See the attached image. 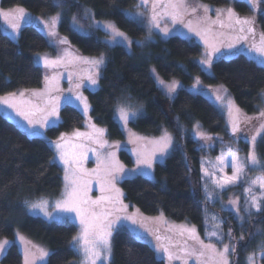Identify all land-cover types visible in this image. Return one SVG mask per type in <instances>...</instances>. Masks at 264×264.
<instances>
[{
	"label": "trees",
	"instance_id": "trees-1",
	"mask_svg": "<svg viewBox=\"0 0 264 264\" xmlns=\"http://www.w3.org/2000/svg\"><path fill=\"white\" fill-rule=\"evenodd\" d=\"M221 6L227 0H199ZM138 0H0L2 8L22 7L34 15L62 14L60 33L70 45L83 55L105 56L98 87L85 89L94 124L105 129L110 141L124 140V134L115 120L116 107L140 102L144 114L129 122L130 127L143 135H159L168 130L174 139L173 149L163 163L154 166V178L142 175L123 179L120 183L123 200L141 213L155 216L160 213L175 222H188L203 232L204 197L200 187V142L184 133L195 122L208 135L228 138L224 120L218 109L204 96L180 88L173 98L164 95L150 74L154 66L164 79H179L184 85L199 77L209 85L223 84L232 94L235 103L246 114L258 112L261 94L264 93V67L238 54L229 59L218 58L211 63V75L198 63L201 46L180 36L157 38L145 46L133 43L129 53L120 45L108 46L105 33L88 27L84 9L89 7L95 18L111 20L133 39L145 36V28L126 16ZM233 7L240 13H249L243 0H235ZM74 16L89 34L74 30L69 17ZM264 32V16L259 17ZM53 52L46 36L34 24L21 28L17 40L9 38L0 24V95L20 89L40 87L44 71L35 64L38 53ZM84 128V117L71 105L60 109V122L46 130L49 139L56 140ZM264 157V139L257 146ZM121 160L133 165L131 156L120 151ZM54 153L41 137L28 135L14 122L0 113V239L11 238L16 229L50 249L45 264H74L75 252L71 246L78 230L70 221L49 222L27 213L25 202L41 199L53 201L62 189V170L54 162ZM225 215L230 219L231 214ZM248 233L259 228L264 232V198L261 211L254 213ZM247 224V225H248ZM233 253L232 264H242L244 244ZM0 264H22V255L16 244H11ZM110 264H164L155 251L125 230L112 235ZM264 264V258L261 260Z\"/></svg>",
	"mask_w": 264,
	"mask_h": 264
},
{
	"label": "rangeland",
	"instance_id": "rangeland-1",
	"mask_svg": "<svg viewBox=\"0 0 264 264\" xmlns=\"http://www.w3.org/2000/svg\"><path fill=\"white\" fill-rule=\"evenodd\" d=\"M235 0H227V3L219 7L210 4L203 3L199 0H184L187 11L182 14L180 18L173 23L171 15H165V11L168 13L172 12L171 8L166 9L164 6L168 4L169 0H158L155 13L157 14L159 27H155L151 23V17L153 15V2L154 0H147L146 5L141 4V0H138L137 5L133 9H128L125 14L128 18L133 19L143 25L145 28V36L141 39H133L126 32L120 30L113 21L106 19L95 18L92 10L89 7L84 9V17L88 21V27L93 29L102 30L105 35L103 37L104 42L108 46L120 45L125 48L129 53L133 52L132 44H138L139 46H145L149 42L154 41L157 38H167L173 35L180 36L186 39H191L201 46V56L198 59V63L202 70L211 75V67L201 63L211 59V63L218 59L224 58L229 59L238 54H244L248 58L254 60L256 63L264 67V63H261L262 57H260L255 51H250L252 45L255 43L259 45L261 34L264 33L259 27V17L264 16V3H259L256 9H252L247 0H243L250 8L249 13H240L233 7ZM178 2V0H177ZM206 5L207 11L203 8L197 7V5ZM197 7L196 12H192L191 9ZM16 8H2L0 10L9 11L11 16H17L14 12ZM231 8L234 12V17L231 21L228 20L227 9ZM24 9V8H23ZM219 10V14H218ZM25 18L20 20V28L17 32L13 33L8 23L3 17H0V24L3 32L11 39L17 40L21 28L28 24L36 25L41 32L46 36L48 43L53 48V52L38 53L34 56V62L36 65L41 67L44 71V81L40 87L30 89H20L16 92L15 99L12 101L21 110L27 111L34 107L39 108H51V104H58L57 115L50 116L48 123L41 126L43 123V115L47 113L37 114V119L40 123L34 124L29 127L26 120L16 114L12 108L7 107L4 104H0V113L6 116L9 120L14 122L20 129L25 131L28 135L38 136L44 138L54 153V162L57 163L62 170V189L60 195L53 201L48 199H41L48 202L47 211L51 213L52 218H47L36 210V214L29 212L27 213L32 216H38L49 222H64L70 221L77 227L78 237L82 231V226L79 219L75 217V213L67 214L60 213L55 210V204L57 201L64 199L66 184L65 180L66 166L60 159V153L66 154L67 158L71 162L73 159L77 160L78 163L71 165L68 168V173L71 178L73 171L77 172V176L82 181L84 187V198L89 201L101 200L98 205H89L90 209H94L97 214L101 216L105 215L106 210L112 211L110 219H115L117 215L120 217L130 216L136 219V223L132 224L129 220L121 219L116 221V225L112 230V235L115 230H125L131 233L138 240L147 243L154 251L158 244L170 246L171 250L184 257V252L181 249H187L189 252L201 253L203 255L187 257L188 264H216L218 257L210 249H204L201 245L190 238L191 233L182 229L195 228V235L199 238L203 244L214 245L216 251H221L224 245H229L230 248L237 247L240 244H244L245 255L241 260L242 264H247L248 257L255 254L253 264H261V260L264 258V254H261L258 245L264 241V232L257 228L252 232L248 233L246 227L249 226V222L254 213L259 212L255 208L251 207L253 197L256 198L257 202L263 207L264 189L260 188L259 182L253 183L254 181L264 180V157L258 154L257 146L260 141L264 139V135L257 137L255 145V153L260 161L259 164L253 166L247 161L249 150L253 147L251 137L257 133L260 125L264 123V117L260 116V112L264 110V97L260 102L258 112L253 115L244 113L238 105L235 103L232 94L229 90L221 83L216 85H209L202 82L199 77L194 78V82L189 85H184L179 79H164L154 68L150 66V74L154 79L159 90L169 98H173L176 92L184 87L189 92L194 94H200L207 98L221 114L225 128L229 133L228 138H224L222 135H208L206 134L201 125L195 122L193 127L185 129L184 133L196 141L200 142L198 146L200 152L199 160V171H200V187L204 197L205 206L203 209V232H200L196 225L188 222H175L162 213L155 216H148L141 213L136 207L126 204L123 200V192L120 183L123 179L131 178L136 175L129 176L128 173L137 168V156L134 154L137 151L150 152L153 145L150 141L158 140L165 132L172 137V146L164 156L157 154L152 160V167L150 169L145 168L144 171L149 175L144 176L150 179L154 178V166L156 163H163L166 157L170 154L173 149L174 139L172 134L168 130H163L159 135H143L134 131L129 122L136 119L137 117L144 114V106L140 102H132L130 105L122 104L117 106L115 111V120L119 124L123 134L124 140L110 141L105 136V129L94 124L90 117V105L86 97L85 89L95 90L98 87L99 77L101 70L105 64V56H90L83 55L73 48L67 37L60 33L59 23L62 18L60 12L50 16H39L30 13L25 10ZM59 16V20L56 24L55 29H51V19ZM73 17H69V22L72 28L81 34L88 35V27L84 26L81 22L76 19V24L73 25ZM248 19L253 23L245 25V32L240 33L239 28L241 25L235 24V18ZM18 18V16H17ZM215 22V23H214ZM97 23L106 24L112 23L117 29L132 41L129 46L127 42L122 43H109L110 34L107 33L102 27H97ZM221 23L225 24L226 27H221ZM49 25L45 27V25ZM188 25H190L193 31H189ZM252 27L254 29L253 34L247 32V28ZM168 29V33L165 34L162 29ZM205 29H209L205 31ZM55 32V35H49V31ZM199 31L201 35H196ZM244 35L247 39H241L237 42V37ZM203 37V38H202ZM66 39V44H61L60 40ZM119 39V38H117ZM207 41V43H205ZM235 46L229 48V44ZM209 45H214L215 48H219L218 52H214ZM213 52L212 56L209 57L208 53ZM103 58V64L98 68L93 67L90 63L85 61L97 60ZM45 60H59L60 62L46 67ZM95 75L97 79L96 85H90L88 77ZM157 78L164 81L165 84H171L173 81L176 82L175 92L168 94L167 88L160 85L157 82ZM80 85V87H77ZM195 85V87H193ZM226 90V91H225ZM23 92L24 95L21 97L19 94ZM33 92L40 93L41 95H33ZM11 94V93H9ZM9 94L0 95V98L8 96ZM81 95L86 98L88 111L85 113L83 104L76 100L75 97ZM216 95H221L223 101H218ZM231 100L237 108L240 109L241 123L240 130L235 134L232 131L231 117L228 110V101ZM64 105H71L78 109L84 117V128L72 132L67 136H62L56 140L49 139L46 135V130L52 126H56L60 122V109ZM126 108L129 111L137 112L135 118L130 119L127 124L119 118V109ZM244 117H250V120L245 121ZM97 130H102L99 132ZM204 133L208 139H201L197 133ZM81 133L83 135H76ZM62 145L60 149L56 148V144ZM125 150L132 158L133 165H126L120 158V151ZM110 153H114V156H110ZM235 155L241 163L244 164V170L239 175L237 181L234 184H230L225 188H221L218 184L223 183L228 177L233 174L232 169V158ZM218 157L223 160V163L218 160ZM117 162L124 168L123 173H119L120 179L116 180L115 188L119 189V194L115 191H102V187H106L104 183V169L105 164L110 162ZM99 169V174H96L94 170ZM207 173V174H205ZM248 189L249 191H245ZM111 197L113 200L122 202L123 205L127 206L119 212L115 211V208L120 207V203L113 204L107 198ZM38 200L36 202H39ZM247 210V211H246ZM231 214L232 218H228L225 215ZM261 211V210H260ZM251 213V214H249ZM71 216V219H57V217ZM242 218V219H241ZM248 224V225H247ZM219 225V227H216ZM229 229L232 231V235L229 236ZM217 232V236H212L211 233ZM156 236H160L161 240L157 241ZM243 236V240L240 237ZM19 237L24 238L22 242ZM0 240H8L9 244L6 246V251L11 244H16L19 252L22 255V264H24V252L28 249L31 252H37V249H44L50 253V249L40 243L29 238L25 233L16 229L13 237L2 238ZM112 244V237H111ZM71 246L75 252L76 259L74 264H81L83 254L79 250V245L72 241ZM156 253V251H155ZM4 254L0 255V260ZM157 257L162 259L164 264H183V260L168 261L164 254L156 253ZM233 252L228 254L229 264L233 263ZM48 258V257H47ZM46 258V261H47ZM112 258V256H111ZM45 261L37 260L36 264H45ZM97 264H105L103 261H98Z\"/></svg>",
	"mask_w": 264,
	"mask_h": 264
},
{
	"label": "snow or ice",
	"instance_id": "snow-or-ice-1",
	"mask_svg": "<svg viewBox=\"0 0 264 264\" xmlns=\"http://www.w3.org/2000/svg\"><path fill=\"white\" fill-rule=\"evenodd\" d=\"M247 2L250 4V7L254 10L257 8L259 3H264V0H247ZM158 0H154L153 2V15L151 17V23L155 27H159L158 24V18L157 14L155 13V9L157 7ZM142 5L147 4V0H141ZM166 9L171 8L172 12L168 13L165 11V15H171L173 23L177 21L178 18L182 16L184 12L187 11L186 4L184 0H169L168 4L164 6ZM199 8H203L204 11H207L206 5H197ZM197 7H193L191 11L194 13L197 11ZM14 12L17 14V16H11L10 18V12L0 10V17H3L4 20L8 23L9 27L12 29L13 33L17 32L20 28V20H23L26 16L25 11L23 8H16ZM219 14V10H218ZM227 15L228 20L231 21L234 17V12L231 8L227 9ZM59 20V16L53 17L51 19V29H55L56 24ZM215 23V22H214ZM253 22L248 19H240L239 17L235 18V24L241 25L239 28L240 33L245 32V25H250ZM76 24V17H73V25ZM49 25H45V27H48ZM97 27H102L107 33L110 34L109 43H122L127 42V44L130 46L132 41L129 40V38L125 35V33L119 31L117 27L112 23H106V24H99L97 23ZM221 27H226L225 24L221 23ZM189 31H193L192 27L188 25ZM209 29H205V31H208ZM162 31L167 34L168 29H162ZM247 32L249 34L254 33V29L252 27L247 28ZM49 35H55V32L50 30ZM196 35H201L199 31L196 32ZM119 38V39H117ZM203 38V37H202ZM241 39H247V36L241 35L237 37V42ZM61 44H66L67 40L62 39L60 40ZM207 43V41H205ZM234 44H229L228 47L232 48L234 47ZM213 49L214 52H218L219 48H215L214 45H209ZM250 51H255L260 57L264 58V33L261 34L260 37V43L259 45L253 44ZM213 52H209L208 56L211 57ZM59 60H45V66H51L59 63ZM86 63H90L93 65V67L98 68L101 64H103V58L97 59V60H91V61H85ZM201 63L206 64L208 67H211V59H208L206 61H202ZM261 63H264V59H262ZM90 85H96L97 79L95 78V75H90L88 77ZM157 82L167 88V92L169 95L171 93L175 92L176 90V82L173 81L171 84H165L164 81L157 78ZM77 87H80V85H77ZM195 87V85L193 86ZM226 91V90H225ZM21 97L24 95L23 92L19 94ZM33 95H41L40 93L33 92ZM16 94L11 93L8 96L0 98V104H4L9 108H12L14 111H16V114L18 116H21L24 120L27 121L29 127H32L36 123H40V120H38L37 114H43L47 113V115H43V123L41 126H44V124L48 123V118L50 116L57 115L58 112V104L52 103L51 108H39L34 107L30 110L24 111L17 107L15 103L12 101L15 99ZM262 97H264V93L261 94ZM76 100L80 101L84 106V111L87 113L88 111V105L86 98L82 97L81 95H77L75 97ZM216 99L218 101H223V97L221 95H216ZM228 110L229 115L232 118L231 119V126L232 131L235 134L240 130V123H241V113L240 109L235 106V104L229 100L228 101ZM137 115V112L135 111H129L126 108H120L119 109V118L121 121H123L125 124L128 123L130 119L135 118ZM260 116L264 117V110L260 112ZM250 117H244V120H250ZM99 132H102V130H97ZM76 135H83L81 133H76ZM197 135L201 139H208L209 137H206L204 133L198 132ZM264 135V123H262L257 130V133L251 137V142L253 147L249 150L247 161L255 166L260 163L258 160L256 153H255V145L257 142V137ZM150 143L153 145V148L150 152L145 151H137L134 154L137 156V168L131 170L128 175H144L147 176L149 173L145 172L144 169H150L152 167V160L159 154L160 156H164L169 148L172 146V137L165 132L158 140L150 141ZM57 149H60L62 147L61 144L57 143L56 145ZM110 156H114V153H110ZM60 159L63 161V163L66 166V174H65V180L68 182L66 184L64 199L57 201L55 204V210L60 213H67L72 214L75 213V217L79 219L80 224L82 226V231L78 237H73V242L77 243L79 245V250L83 254V259L81 261V264H97L98 261H103L105 264H110L111 256H112V244H111V237H112V230L116 225V221H119L121 219L129 220L132 224L136 223V219L134 217L130 216H124L120 217L117 215L115 219H110L109 217L112 216V211L106 210L105 215L101 216L100 214H97L94 209H90L89 205H98L101 200L105 199L104 197L100 198V200L96 201H89L84 198V187L82 185V181L77 176V172L73 171L71 174V178L68 173V168L71 165H75L78 163L77 160L73 159L71 162L67 158L66 154L61 152L60 153ZM218 160H220L221 163H223V160L218 157ZM232 169L233 174L231 177H228L224 180L223 183L218 184L219 187L225 188L230 184H234L239 175L244 170V164L239 161V159L233 155L232 158ZM99 169L94 170L96 174H99ZM124 168L122 165H119L117 162H110L105 164L104 169V183L106 187H102V191H115L119 194V189L115 188V182L116 180L120 179L119 173H123ZM207 174V173H205ZM259 182L260 188L264 189V180L254 181L253 183ZM245 191H249L248 189H245ZM111 203L116 204L120 203V207L115 208L116 212L121 211L122 209L126 208L127 206L123 205L122 202H118L116 200H113L111 197L107 198ZM25 205L29 212H32L33 214H36V210H39L40 213H43V215L47 218H52V215L50 212L47 211L48 208V202L47 201H39V202H25ZM251 207L255 208L257 211L261 210V205L257 202L256 198L253 197L251 202ZM247 211V210H246ZM251 214V213H249ZM57 219H71V216H65V217H57ZM242 219V218H241ZM216 227H219V225H216ZM184 231H187L191 233L190 238L197 241L202 248L204 249H210L212 250L215 255L218 257L216 260V264H229L228 254L230 252H235V247L230 248L229 245H224L223 249L221 251H216L214 245L212 244H203L202 241L199 240V238L195 235L196 229L193 227L191 229H182V233ZM212 236H217V232L213 231L211 233ZM228 235H232L231 229H229ZM19 239L24 242L23 237H19ZM241 240H243V236L240 237ZM156 240H161L160 236H156ZM9 244L8 240H0V255L6 253V246ZM259 251L261 254H264V241H262L258 245ZM156 253H163L164 256L167 258L168 261L173 260H183V264H188L187 257L190 256H199L203 255V252L196 253V252H189L187 249H181L180 251L184 252V257H181L180 255L174 253L170 246L158 244L155 248ZM50 255V253L44 249H37V252H31L28 249H25L24 252V264H36L37 260L39 261H45L46 258ZM255 254H252L248 257L247 264H253Z\"/></svg>",
	"mask_w": 264,
	"mask_h": 264
}]
</instances>
